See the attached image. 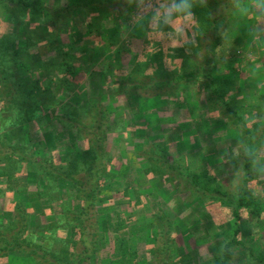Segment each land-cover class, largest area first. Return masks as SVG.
<instances>
[{
  "label": "trees",
  "instance_id": "obj_1",
  "mask_svg": "<svg viewBox=\"0 0 264 264\" xmlns=\"http://www.w3.org/2000/svg\"><path fill=\"white\" fill-rule=\"evenodd\" d=\"M126 1L125 9H137L139 0ZM121 3L0 0V260L14 254L35 264H86L109 244L116 262L137 264L140 245L135 236L124 239L120 234L124 217L117 214L114 222L97 213L126 201L127 211L141 213L147 202L164 198L181 201L183 206L175 211L179 217L194 209L195 216L209 224L201 238L216 250L209 264H264V244L262 252L248 246L242 226L246 220L255 232L251 243L258 236L264 242V236L258 235L264 233V181L258 173L264 165V96L262 104L255 95L236 97L239 78L232 77L246 61L252 72L262 68L256 59L237 53L250 31L246 26L254 35H264L258 31L260 26L264 29L260 6L264 0H158L150 28L142 35L131 30L127 17L106 8ZM181 4L189 7L180 8ZM208 34L211 43L199 62L196 56L205 45L198 40ZM134 44L140 52L132 73L123 78L111 75L112 70H120L125 57L135 55ZM102 55L111 58L100 66ZM94 86H100L98 94ZM144 90L162 100L166 96L167 104L176 101V94H182L185 103L195 100L203 113L192 117L210 121L214 143L222 139L216 140L220 120L215 117L223 119V132L229 129L243 141L233 162V172L241 176L228 181L230 170L222 165L214 171L203 163L196 167L201 156L205 162L212 159L206 143L197 151L180 139L177 147L167 140L140 151L133 142L130 157L143 161L138 172H152L157 181L169 180L170 193L128 186L130 165L121 171L117 167L128 155L112 156L110 139L129 135V129L138 127L133 119L114 111L117 103L139 98ZM105 92L108 101L101 99ZM249 98L253 103H247ZM35 131L43 132L42 141L35 140ZM51 133L78 136L84 146L73 151L68 141L60 136L53 139ZM178 177L186 189L171 180ZM234 180L240 186L230 193L228 183ZM213 203L230 214L232 228L226 238L211 223L208 206ZM91 220L95 221L91 228L99 227L97 234L90 232ZM174 220L154 214L149 226L137 227L140 221L135 219L129 222L147 234L145 240L153 241L146 244L153 246L149 252L158 264H189L197 257L193 252L182 254L174 234L186 221ZM239 252L245 253L244 259L237 258Z\"/></svg>",
  "mask_w": 264,
  "mask_h": 264
},
{
  "label": "rangeland",
  "instance_id": "obj_2",
  "mask_svg": "<svg viewBox=\"0 0 264 264\" xmlns=\"http://www.w3.org/2000/svg\"><path fill=\"white\" fill-rule=\"evenodd\" d=\"M157 1L158 0H139L137 9L134 11L132 9H127V8L125 9L126 4H127L126 0H122V3L119 5L110 6V7L106 6V8H108L110 12L117 11V12H120L122 17H125V18L127 17L128 25H130L131 30L132 31L135 30L136 32H141V35H142L143 33H146L148 28H150L152 16L154 15V12L156 11ZM128 13L130 14V16H128ZM96 19H101V17L96 16ZM111 25L112 23L107 24L108 27L110 26V29H111L110 33H113L114 27ZM260 27L261 28L258 31L260 32L262 30L264 33L263 27L262 26ZM246 28H248V31L250 30L251 32L249 31L247 32L248 34L245 33L246 36L245 35L243 36V40L245 39V42L243 45L244 47L242 45L240 46V44L238 43L240 46V49L237 55L242 56V57H247L250 59L251 58L256 59V62H257L256 64L259 65V67L262 65V68L261 70L259 68L256 72L255 71L252 72V68L248 69V67L246 66L248 62L246 61L245 64H243L242 70H239L237 73L232 75V77H236L237 79L239 78L237 82V87L236 89H234V92H235V96L238 98L239 97L244 98V93L248 95H252V96L255 95V97H258L257 100L259 101V104H262L260 97L264 96V67H263V64H264V35L263 36L261 34L254 35L255 33H253L250 26H246ZM190 37L191 39H193L191 35ZM211 39L212 37L210 36V34H208L207 36L205 35L203 36L202 39L198 40L199 44L205 45V48L202 49V51H200L198 56H196V57H199V58H196V60H198L199 62L201 61L203 62V57L206 56V53H207L206 49L210 45ZM137 44L136 45L134 44V46H132L133 54L135 55H128L127 57H125L124 64L120 68V70L119 71L117 70L115 71V69L112 70L111 75L113 76L116 75L117 78H123V77L128 76L130 73H132L138 61V57H139L138 54L140 52V49L138 48L139 45ZM255 45L256 47H258V51L253 52L252 50L255 47ZM110 58H111V55H107V56L102 55L101 61H99L98 64L102 66V64L105 63L106 60ZM239 75H243L241 79ZM99 89H100V86L95 87L94 89L95 94L99 93ZM88 91L90 92L89 88H88ZM91 93H93V91ZM139 94L142 96H138L139 98H135L131 101L126 100L125 104L117 103V108L114 111L115 114L124 115L126 119H130V118L133 119L138 129L137 128L136 129L133 128L134 130L129 129L130 133L129 135H126V136H121L119 138L116 137L115 139L111 137L110 147H109L110 149L108 151L111 153L112 156L117 157V159L119 158L123 159L124 158L123 156L126 155L127 153L128 157L124 158L123 162L121 161L123 164L121 163H119V165L117 164V167L118 169H120L119 171H121V170L128 169L127 167H129L130 165L128 175L131 176V179H129L130 181L127 182L128 186L130 187L136 186L140 188L141 190H144V189L153 190L156 188V190H153V191L156 192L159 189L161 191L160 193H167V190L169 191L168 186H167L168 184L167 181L169 180L165 179V181H157L159 177L156 175L155 177L152 172H150L148 175L146 174L147 172L146 173L138 172L140 170H143V167H141L140 165L143 161H141L140 159L139 160L132 159L130 157L129 152H132L135 150L133 142H135L137 146L139 145L137 149H139L140 151L151 150V145H154V144L162 145V143H164L165 141L167 144V140L168 142H175L173 143V147H177L178 145L176 144H178V141L180 139V142L185 143L184 145L187 144L188 146H191L193 149L197 148L195 149L197 151L201 149V145H203V143H206L205 145L209 146L206 150L208 154L212 155V159L210 160V162L209 161L205 162L206 157L201 156L200 159L199 158L197 159L199 161L197 162L196 160V162L194 163L196 167L200 166V164L203 163L204 165H208L209 169L214 171L216 167H218L219 165H222L224 166V168L226 169L228 168L230 170L229 178H226V179H229L228 181H230V178L237 179L238 177L241 176L240 175L241 173L239 171L238 173H235L236 171L233 167L235 165L233 162L239 156L238 150L242 146L243 141H240L238 134L231 133L229 129H227L226 132H223L222 129L225 128V124H224L225 122L223 119L218 118V116L215 117V121L220 120L219 122H217L220 128H216V132H217L216 140L220 136L222 139L219 138V141H217V143H214L215 141H213V139L215 138H213V136L210 138L209 136L210 131L213 130L210 128L211 127L210 121L207 119L204 121L198 120L192 117L194 115L199 116V113L202 112V111H199L200 109L198 107V104L194 103L195 100H191L190 102L185 103V100L182 99L183 98L182 94H180L179 96H177L176 94L175 96L176 101L168 100V104H167L166 96L163 98L164 100L163 101L160 98L152 96L151 94L148 93V91H145V90L142 92L140 91ZM107 96H110V95L106 94L105 92L101 94V97H102L101 99L103 101H108ZM246 101L247 103H253V98L252 99L249 98ZM110 102H114V101L110 100ZM181 103H183L184 106H181L180 105ZM138 113L139 115H136ZM196 124L199 125V127L205 126L204 127L205 129L203 128L201 129L199 127H198L199 129L196 128ZM55 134L56 135L54 136V134L51 133V136L53 139H56V138L58 139L59 136L61 139L64 138L66 141L69 142V146L72 147L73 151L77 150L81 146H84L83 143L80 142L81 140L80 138H78V136L75 137L74 135H71L70 133L69 135L68 133H66L65 135H68V136H65V137L62 134L60 135L59 134L57 135V133ZM42 135H43V132L40 133V132L35 131V136H36L35 140L42 141V138H41ZM185 135L188 136V138H186ZM127 137L129 138L128 142H126ZM197 137H198V141H196ZM122 139H124L123 141L125 142H121ZM213 144L215 145V147H213ZM195 153L197 152L195 151ZM231 155H232V158H234L233 161H231ZM258 173L260 176V180L264 181V165H262ZM109 176L111 175L108 174V177ZM225 177L226 176H223L222 179H224ZM171 180L177 181L185 188V182L182 178L180 177L172 178ZM151 182H154V183H151ZM230 184H232L231 185L232 187H230L231 188L230 193L237 192L240 184L236 183L235 180L228 183V185ZM262 189H264V186H262ZM63 193H64V189H63ZM159 201H155L154 203L147 202L145 207L144 208L142 207L143 209L140 208V211L142 214L139 211H136V213H133V210L127 211L128 210V207L126 205L127 201L126 202L124 201L125 203L123 205L118 206L119 208H115V206L113 205L104 207V209L99 211L97 214L98 215L100 213L106 214L114 222L117 217V214H121L126 221H127L126 218L128 217L133 218L131 219L132 221L135 219L136 223L140 221V223H138L140 225H137V227L143 224H146L147 226H149L150 220L152 219V216L154 214H157V215L166 214L163 208L165 203L162 202V200L161 202ZM133 204H135V200L133 201ZM176 210L177 208H175V206H173L172 208L167 207V216L170 215L172 218H176V220L177 219L182 220L179 217V215L175 212ZM190 211H193V210L191 209ZM208 211L211 213V216L213 219L211 223L212 225L214 224V226L217 228V231L220 234L219 236L223 238L228 237V233L231 231V228H232L231 227L232 222H231V217H230L229 212L225 209H222L220 205H216L214 203L208 206ZM92 217L94 219V216ZM192 219L194 220L190 225H188V222L190 220L186 221V226L185 224H182L181 232L180 231L177 232L178 230H176L175 231L176 234H174V237L178 241V244L180 245L182 249L181 251L182 254L184 253L189 254L193 252V254L197 256L196 259L190 261L189 264H209L211 261L212 255L215 254L216 250H213L210 247V244L206 240L204 239L201 240V238L204 236V231L207 229L209 224L206 221H204L203 217L201 219L199 216L198 217L194 216ZM95 220L97 223L96 216H95ZM125 220L121 221L123 228L120 234L124 239H129L130 237H132V235L135 236V240L140 245L138 246L140 258L139 259L137 258V261H138L137 264H158L157 260L155 261L154 259H152V256L149 252L151 247L153 246L146 244V241H148V243H151L152 240L150 241V238L145 240V238L147 237V234L141 231H138V228L135 226L136 225L135 222H134L135 224L134 223L131 224L129 223L131 222L130 219H129V222H126ZM51 222H53V218H50L49 223ZM94 222L95 221L91 220L88 223L91 234L93 233L97 234V232L99 231L98 229L99 227L97 226L91 228ZM242 226H243V233H244L243 234L244 242L248 246H251L253 249L257 250L258 252H262L264 242L260 243L258 241L260 239L259 236L256 238L257 240L255 239L254 242L251 243L252 235L255 232L252 230V227L250 226L249 222L244 220ZM258 235H261L263 237L264 233L261 232ZM60 236L64 237L65 233H60ZM91 240H94V238H91ZM159 245H161V240H160ZM81 250L82 249H80L78 253H81L82 252ZM112 250H113V246H109V244H107L106 248L101 250L100 253L97 256H95L92 260L90 261L86 260V264H119L120 261L118 260L116 262L115 260L116 256L113 254ZM178 252L180 253L179 250ZM39 253L41 255L43 254L41 252ZM179 253H176V252L174 253L175 255L174 258L177 257L175 259L179 258L178 257ZM237 256H238L237 257L238 259L239 258L244 259L245 253L239 252ZM48 259H51V258H48ZM0 264H35V262L33 261V259H27L23 257L22 255L11 254L5 259H3L2 261L0 260Z\"/></svg>",
  "mask_w": 264,
  "mask_h": 264
},
{
  "label": "crops",
  "instance_id": "obj_3",
  "mask_svg": "<svg viewBox=\"0 0 264 264\" xmlns=\"http://www.w3.org/2000/svg\"><path fill=\"white\" fill-rule=\"evenodd\" d=\"M167 192H169L168 190H167ZM170 193V192H169ZM162 199V198H161ZM164 199V198H163ZM162 199V202H164L165 203V205H164V210H165V212H166V215H167V207H173V206H175V208H177V209H179L180 207H182L183 206V204H181L180 202V200L178 201V200H174V201H164ZM160 202H161V200H160ZM197 215V212L193 209V211H190V210H188V211H186V212H184L181 216H180V218L182 219V220H184V221H188V220H190V222L191 221H193V217L195 216V214Z\"/></svg>",
  "mask_w": 264,
  "mask_h": 264
},
{
  "label": "clouds",
  "instance_id": "obj_4",
  "mask_svg": "<svg viewBox=\"0 0 264 264\" xmlns=\"http://www.w3.org/2000/svg\"><path fill=\"white\" fill-rule=\"evenodd\" d=\"M260 6L264 7V5H260ZM179 7L180 8H188L189 5L188 4H181V5H179Z\"/></svg>",
  "mask_w": 264,
  "mask_h": 264
}]
</instances>
